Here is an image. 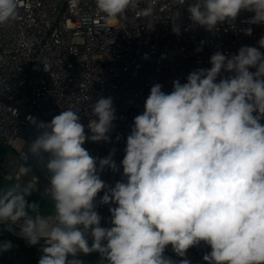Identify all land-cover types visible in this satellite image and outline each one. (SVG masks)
<instances>
[{
    "label": "clouds",
    "instance_id": "1",
    "mask_svg": "<svg viewBox=\"0 0 264 264\" xmlns=\"http://www.w3.org/2000/svg\"><path fill=\"white\" fill-rule=\"evenodd\" d=\"M186 2L174 0L175 6ZM140 3L95 0L106 19L129 9L137 17H152L158 0ZM187 11L194 26L209 32L218 24L234 27L242 11L254 13L246 23H264V0H192ZM178 18L176 13V35ZM16 19L17 0H0V26ZM258 43L264 48V37ZM210 63V69L189 73L186 83L173 81L170 93L159 83L151 87L127 136L121 162L126 182L114 187L98 175L105 167L117 170L114 150L98 160L83 147L86 140L109 141L116 119L111 97L92 105L97 119L87 125L91 136L78 111L64 110L50 123L30 118L38 135L28 151L40 160L48 154L46 194L55 211L45 217L37 204L27 203L35 181L16 184L0 192V224L8 231L19 225L18 235L30 245L44 238L38 264H82L76 258L81 252L99 253L101 264H190L166 257V247L186 257L202 241L211 247L203 256L206 264H264V55L243 46L231 58L217 51ZM105 189L100 202L117 205L110 208V227L100 226L94 204ZM12 246L4 241L0 252Z\"/></svg>",
    "mask_w": 264,
    "mask_h": 264
},
{
    "label": "built area",
    "instance_id": "2",
    "mask_svg": "<svg viewBox=\"0 0 264 264\" xmlns=\"http://www.w3.org/2000/svg\"><path fill=\"white\" fill-rule=\"evenodd\" d=\"M191 2L175 6L174 0H158L152 17H137L129 9L121 17L106 19L95 0H17L18 19L0 26L1 170L17 176L30 167L36 172L33 181L49 187L48 154L40 160L28 151L38 135L30 118L50 123L64 110L78 111L86 136H91L87 125L97 119L91 115L92 105L111 97L116 119L109 141L86 140L83 147L98 160L114 150L117 170L105 167L98 175L109 187L126 182L121 162L127 136L134 118L144 112L152 86L159 83L170 93L173 81L183 84L192 71L210 69L217 51L231 58L241 47L252 46L264 55L258 43L264 23H246L254 13L242 11L234 27L223 23L209 32L193 25L187 11ZM176 13L179 35L172 31ZM247 28L251 35L245 33ZM260 123L264 125V119ZM105 191L94 200L103 224L111 220L110 208L117 206L100 202ZM191 249L206 264L203 256L211 247L202 241Z\"/></svg>",
    "mask_w": 264,
    "mask_h": 264
},
{
    "label": "rangeland",
    "instance_id": "3",
    "mask_svg": "<svg viewBox=\"0 0 264 264\" xmlns=\"http://www.w3.org/2000/svg\"><path fill=\"white\" fill-rule=\"evenodd\" d=\"M2 145V144H0ZM2 157V146H0V159ZM30 168V167H29ZM36 175V172L30 168V172L28 174H25V172H21L17 176L10 175L6 173L5 171L1 170V160H0V192L4 191L6 188L21 184V187L26 185L29 181H33L34 177ZM36 190L32 191L30 195L26 197H30L32 193L34 195L30 197L31 199H27V203L29 205L38 202V201H46L50 207L49 210H43L40 207H38L39 213H53L55 211L54 209V202L52 201L51 197L46 194V189L48 188L47 185L41 180L36 181ZM25 197V198H26ZM29 214L31 215V209H28ZM102 223H100L101 225ZM103 227H110V221H107L102 225ZM4 241H11L12 248L5 252H0V259H2L5 262L8 263H15V264H38L39 259L43 255L41 249L43 246H45V242H39L36 245H30L26 241V239H15L10 237H5L0 235V243H3ZM88 242L89 246L92 244V238L88 236ZM167 254L172 255L173 257L178 258L179 256L173 251L171 245H168L165 249V252ZM77 259H80L82 261V264H101V257L100 254L97 252L84 254V253H78ZM69 259H72V257H69ZM178 259H188L193 264H204L203 261L194 255L192 249H188L186 253V257H179ZM106 264V262H105Z\"/></svg>",
    "mask_w": 264,
    "mask_h": 264
},
{
    "label": "water",
    "instance_id": "4",
    "mask_svg": "<svg viewBox=\"0 0 264 264\" xmlns=\"http://www.w3.org/2000/svg\"><path fill=\"white\" fill-rule=\"evenodd\" d=\"M102 225L103 224H101L100 226L103 227ZM12 228L20 229L19 225H12ZM0 235L5 236V237H10V238H15V239H25V238L19 236L18 233H16L14 231V229L12 231H8L6 229L5 224H0ZM39 242H45L44 238H41ZM190 264H193V263L190 262Z\"/></svg>",
    "mask_w": 264,
    "mask_h": 264
},
{
    "label": "bare ground",
    "instance_id": "5",
    "mask_svg": "<svg viewBox=\"0 0 264 264\" xmlns=\"http://www.w3.org/2000/svg\"><path fill=\"white\" fill-rule=\"evenodd\" d=\"M41 215H43V216H49V215H51V214H53V213H40ZM99 214V213H98ZM100 215V214H99ZM101 216V215H100ZM21 223H22V221H21ZM100 223H102L103 224V219H102V217H101V221H100ZM14 229V231L16 232V233H19L20 232V229H17V228H13ZM89 237L90 238H92L91 237V235L89 234ZM104 243H106V242H104ZM164 255L166 256V257H170L171 259H173L174 261H180V259H178V258H176V257H173L172 255H170V254H167V253H164Z\"/></svg>",
    "mask_w": 264,
    "mask_h": 264
},
{
    "label": "trees",
    "instance_id": "6",
    "mask_svg": "<svg viewBox=\"0 0 264 264\" xmlns=\"http://www.w3.org/2000/svg\"><path fill=\"white\" fill-rule=\"evenodd\" d=\"M33 195H34V193H32V195L30 197H32ZM30 197H26L25 199L26 200L27 199H31ZM36 204L38 205V207H40L43 210H49L50 209V207H49V205H48V203L46 201L45 202L44 201H42V202L41 201H38V202H36ZM0 260H2V259H0Z\"/></svg>",
    "mask_w": 264,
    "mask_h": 264
}]
</instances>
